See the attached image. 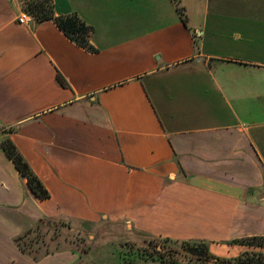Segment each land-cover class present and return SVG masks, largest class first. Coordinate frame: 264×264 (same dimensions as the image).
Listing matches in <instances>:
<instances>
[{"label":"crops","instance_id":"0c3cea01","mask_svg":"<svg viewBox=\"0 0 264 264\" xmlns=\"http://www.w3.org/2000/svg\"><path fill=\"white\" fill-rule=\"evenodd\" d=\"M22 1L0 0V139L50 197L0 143V264H127L108 246L131 238L36 258L17 246L52 218L251 250L228 242L264 236V0H53L92 26L94 51Z\"/></svg>","mask_w":264,"mask_h":264},{"label":"trees","instance_id":"16d2710c","mask_svg":"<svg viewBox=\"0 0 264 264\" xmlns=\"http://www.w3.org/2000/svg\"><path fill=\"white\" fill-rule=\"evenodd\" d=\"M22 8L37 23L52 20L72 41L90 51L95 50L90 44L92 26L77 13L57 15L53 0H23ZM58 80L61 84L67 85L66 80L60 74L58 75ZM13 131L14 129L10 130V132ZM0 143L21 176L27 179L34 194L41 199L49 198V190L33 171L13 140L9 136H5L0 139ZM47 221H50V219L40 220L36 228L16 237V243L23 252L29 253L23 239L28 233L40 229L42 223ZM147 237L144 239V244H146L147 248H138L140 257L142 256L146 259L166 261L170 264H264V236H248L229 241L228 244L231 245H245L249 248L261 249L259 251L247 250L236 257H224L212 253L210 242L206 240ZM159 246L162 249H158Z\"/></svg>","mask_w":264,"mask_h":264},{"label":"rangeland","instance_id":"374dc122","mask_svg":"<svg viewBox=\"0 0 264 264\" xmlns=\"http://www.w3.org/2000/svg\"><path fill=\"white\" fill-rule=\"evenodd\" d=\"M255 17L258 16L255 15ZM34 228H36V226ZM133 237H140V241L137 242L136 239L132 240ZM101 238H122V240L131 238V241H125L126 243L122 242L120 244H113L108 246L110 249H113V252L120 253L118 257H120L121 260L126 262L127 264L132 263L135 257L139 255L138 248H147L146 244L142 242L144 238H148L147 235L136 232L134 230H130L125 222L111 223L103 220L96 224H90L83 222H73L66 218H52L50 219V221L43 222L42 227L28 233L27 236L23 239V242L26 245L29 254L34 255L36 258L37 256L50 254L52 252L60 250L80 251L83 253L88 252L91 249L96 250L102 247V245L97 244V241ZM158 249H162V247L159 246ZM255 250L259 251L261 249L251 248V251ZM235 253L236 252L229 254L231 257H236ZM113 263L115 264L117 262L113 261ZM140 264L170 263L161 260H140Z\"/></svg>","mask_w":264,"mask_h":264},{"label":"built area","instance_id":"2783aa9c","mask_svg":"<svg viewBox=\"0 0 264 264\" xmlns=\"http://www.w3.org/2000/svg\"><path fill=\"white\" fill-rule=\"evenodd\" d=\"M18 20H19L21 23H25V22L27 21V15L24 14V15L20 16Z\"/></svg>","mask_w":264,"mask_h":264}]
</instances>
